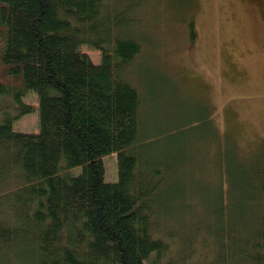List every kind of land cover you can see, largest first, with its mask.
Masks as SVG:
<instances>
[{"label": "trees", "instance_id": "trees-1", "mask_svg": "<svg viewBox=\"0 0 264 264\" xmlns=\"http://www.w3.org/2000/svg\"><path fill=\"white\" fill-rule=\"evenodd\" d=\"M147 1L0 0V101L12 102L0 105L3 264L27 255L33 264L192 263L194 234L175 251L160 235L173 208L195 198L175 186L174 163L148 157L142 98L126 77L142 52L126 29ZM30 91L37 108L24 101ZM35 110L39 132L16 131ZM112 153L116 182L103 161ZM238 176L257 211L230 222L218 213L214 246L203 243L215 247L210 264H264V160L237 173L240 187Z\"/></svg>", "mask_w": 264, "mask_h": 264}, {"label": "rangeland", "instance_id": "rangeland-1", "mask_svg": "<svg viewBox=\"0 0 264 264\" xmlns=\"http://www.w3.org/2000/svg\"><path fill=\"white\" fill-rule=\"evenodd\" d=\"M132 18L126 34L140 40L142 52L126 77L143 100L146 153L174 163L175 186L195 198L173 208L160 236L175 251L194 234L191 264H210L215 247L203 243L214 246L210 231L220 225L218 215L230 222L257 211L250 183L238 176V187L233 178L264 160V0H148ZM82 50L100 62L99 51ZM24 101L38 106L33 91ZM5 102L12 106L9 97ZM13 127L39 132L38 111ZM104 163L106 180L116 182L117 153ZM23 257L14 264H33Z\"/></svg>", "mask_w": 264, "mask_h": 264}, {"label": "bare ground", "instance_id": "bare-ground-1", "mask_svg": "<svg viewBox=\"0 0 264 264\" xmlns=\"http://www.w3.org/2000/svg\"><path fill=\"white\" fill-rule=\"evenodd\" d=\"M141 96V95H140ZM142 98V97H141ZM143 101V100H142ZM0 117H1V114H0ZM16 121V120H15ZM14 121V122H15ZM20 132H22V131H20ZM104 161V160H103ZM107 164V163H106ZM104 165H105V163H104ZM105 168H107V165L105 166ZM118 171H119V168H118ZM107 172V171H106ZM0 257H2V256H0Z\"/></svg>", "mask_w": 264, "mask_h": 264}]
</instances>
